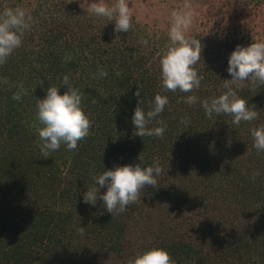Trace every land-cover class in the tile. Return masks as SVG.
Wrapping results in <instances>:
<instances>
[{"label": "trees", "instance_id": "16d2710c", "mask_svg": "<svg viewBox=\"0 0 264 264\" xmlns=\"http://www.w3.org/2000/svg\"><path fill=\"white\" fill-rule=\"evenodd\" d=\"M212 1L220 2L203 4ZM240 4L264 9V0H234L232 9ZM224 5L228 14L229 5ZM6 7L25 9L32 24L21 46L0 64V81H6L0 83V264L78 255L89 260L105 253L118 264H129L157 246L168 250L173 264H264V152L257 153L250 134L264 127V85L245 82L238 90L259 114L239 126L231 124L228 114L207 117L199 104L225 91L232 50L264 41V34L243 30L224 13L201 22L199 31L187 35L204 45L194 66L203 77L200 87L171 92L162 87L159 64L169 46L170 26L131 16L129 31L116 33L113 23L84 11L88 5L82 0H0V11ZM100 69L106 77H96ZM65 75L80 90L92 127L75 150L61 145L41 158L36 103L49 84L59 87ZM20 85L27 95L16 101L12 97ZM137 87L145 111L157 93L168 97L158 117L167 125L162 137L133 136ZM187 95L197 96L198 102L184 103ZM156 126L154 119L149 127ZM139 154L164 169L156 178L159 186H145L141 199L112 217L101 201L83 202L82 192L104 165L137 162ZM170 200L183 216L190 212V223L177 218L174 227H162L149 240L133 239L144 211L165 208Z\"/></svg>", "mask_w": 264, "mask_h": 264}, {"label": "clouds", "instance_id": "9594fccd", "mask_svg": "<svg viewBox=\"0 0 264 264\" xmlns=\"http://www.w3.org/2000/svg\"><path fill=\"white\" fill-rule=\"evenodd\" d=\"M83 10L113 23L116 33H127L131 28L128 0H88V7ZM190 22V17L186 14L173 12L167 34L169 46L160 57L161 84L171 92L191 93L193 89H199L203 79L194 66L202 58L204 45L200 38L187 37ZM31 24V15L21 7H6L0 11V64H4L21 46L23 34ZM226 71L230 78L223 80L225 91L219 96L199 100L200 107L209 118L220 114L231 115V124L235 126H239L241 121L256 120L258 112L248 107L247 100L238 95V90L245 87V82L264 85V41L237 45L229 54ZM95 75L97 78H104L107 72L100 69ZM42 84L43 82L40 85ZM62 86H67L63 93L60 91ZM18 89L12 97L16 101L27 95L22 85ZM134 95L138 100L131 116L133 136L162 137L167 125L158 117L164 111L168 97L157 93L145 111L140 107L143 100L138 87ZM182 99L189 106L198 102L195 95H187ZM154 119L158 126L149 127ZM35 120L37 147L41 158L50 157L61 145L67 150H75L78 142L89 135L92 127V122L82 107V94L67 75L62 78L59 87L49 84L44 97L37 100ZM250 134L252 146L257 153L264 152V127L253 128ZM163 171L158 161L148 163L141 154L138 155L137 162L112 168L104 165L101 173L92 176V186L85 187L86 190L82 192L83 202L96 205L101 201L103 209L112 217L141 199L139 193L145 186H159L156 178ZM256 175L259 173H254L253 178ZM101 188H106V191L101 192ZM79 231L83 234L82 228ZM129 264H173V261L166 248L157 246L137 254Z\"/></svg>", "mask_w": 264, "mask_h": 264}, {"label": "rangeland", "instance_id": "374dc122", "mask_svg": "<svg viewBox=\"0 0 264 264\" xmlns=\"http://www.w3.org/2000/svg\"><path fill=\"white\" fill-rule=\"evenodd\" d=\"M77 1L79 2V0ZM82 1L85 5H88V0ZM223 1L225 4L229 5L230 12L228 14H225L227 7L224 5ZM233 1L234 0H220V2L212 1L207 5L203 4L204 0H128V4L130 15L135 17L137 21L156 24L160 28H167L170 26L173 12L186 14L191 20L187 35L199 31L201 22H207L210 18V20L218 19L223 13L226 18L231 19L233 17V21H235L236 25H241L243 30L248 28L251 33L260 32L264 34V9H247V7L242 4L232 9ZM167 205L169 206L165 208L153 207L146 209L142 214L143 218L132 230L131 237L136 241L144 237L149 240L159 233L162 227H174L172 222H177V218H188V224L190 223L189 211L183 216V214H180L177 210L170 207L173 206L171 200L170 202L167 201ZM198 221L195 220L194 223L198 224ZM220 228H222V230L228 229L225 225H220ZM89 258L88 260V258L78 255L61 258L53 262H40L38 264H118L116 258L108 253Z\"/></svg>", "mask_w": 264, "mask_h": 264}]
</instances>
